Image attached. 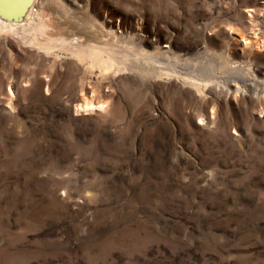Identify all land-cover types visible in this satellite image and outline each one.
Listing matches in <instances>:
<instances>
[{"label": "rangeland", "instance_id": "rangeland-1", "mask_svg": "<svg viewBox=\"0 0 264 264\" xmlns=\"http://www.w3.org/2000/svg\"><path fill=\"white\" fill-rule=\"evenodd\" d=\"M36 8L39 40L93 50L115 32L127 70L0 32V264H264V0ZM92 90L108 106L76 111Z\"/></svg>", "mask_w": 264, "mask_h": 264}, {"label": "bare ground", "instance_id": "bare-ground-1", "mask_svg": "<svg viewBox=\"0 0 264 264\" xmlns=\"http://www.w3.org/2000/svg\"><path fill=\"white\" fill-rule=\"evenodd\" d=\"M39 3L40 0H32V3L28 5L26 10L15 18L5 19L0 14V32L16 35L23 43H27L30 46L35 47L37 50L43 51L44 53L58 55V52H55L58 51L55 50L56 47H58V49L63 48L69 55H72V57H74V59L78 63H82L83 65H86L87 68L89 69H93V68L97 69L101 77L107 75L108 73L117 74L119 72L127 70V67L125 66V64H123L124 62L122 64H118L115 61V58H121V59L125 58L124 55L116 56V53L114 54L113 47H111L112 43L109 42V40H112L113 42L116 41L115 37L117 36L114 34L115 32L108 34L110 39H107V41L103 42L105 47L102 48L94 47L93 50H87L79 46H75L74 43H72V40L62 39L59 41L48 40L44 42L40 39L41 40L40 41L37 37L43 34L42 31L45 24H43L44 22L41 18L42 16L39 14V9L36 8L39 5ZM2 11L4 12L5 10L2 9ZM240 36L243 40H246V38L243 35ZM73 41H75V39H73ZM135 47L133 50L134 51L133 55L134 56L136 55L135 58L138 60L151 59L154 63L155 62L159 63L160 59L170 58L169 48L166 50L157 48L156 51H154V53L151 56H149V54L143 52V50L138 45ZM142 67L145 68L144 65ZM155 68L156 67H152V68L149 67L148 69L154 70V72L157 74V77L159 76L160 78L163 79L173 78L177 80L182 79L185 81H189L195 86L198 93H203L204 88H206L207 86V83L204 81V79H199L192 76H188L185 78L180 76L179 74H176V72L173 69L171 68L167 69L168 67L166 69L161 67H157L158 69ZM8 92L11 94L13 93L10 87H8ZM90 93L91 94L87 95L86 92L85 93L83 92L82 102L78 105L76 111H84L85 113L93 112L99 109L104 110L108 106V101L105 95L102 94V97L100 96L101 93L103 92L98 93L97 95L99 96L96 95V97L101 98L96 100H95V95L93 94L94 91L92 90ZM203 115L204 114H202V116Z\"/></svg>", "mask_w": 264, "mask_h": 264}, {"label": "water", "instance_id": "water-1", "mask_svg": "<svg viewBox=\"0 0 264 264\" xmlns=\"http://www.w3.org/2000/svg\"><path fill=\"white\" fill-rule=\"evenodd\" d=\"M31 3L32 0H0V14L5 19L18 17Z\"/></svg>", "mask_w": 264, "mask_h": 264}]
</instances>
